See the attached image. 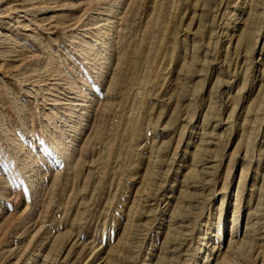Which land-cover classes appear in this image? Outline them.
Wrapping results in <instances>:
<instances>
[{
	"label": "rangeland",
	"instance_id": "rangeland-1",
	"mask_svg": "<svg viewBox=\"0 0 264 264\" xmlns=\"http://www.w3.org/2000/svg\"><path fill=\"white\" fill-rule=\"evenodd\" d=\"M0 264H264V0H0Z\"/></svg>",
	"mask_w": 264,
	"mask_h": 264
}]
</instances>
